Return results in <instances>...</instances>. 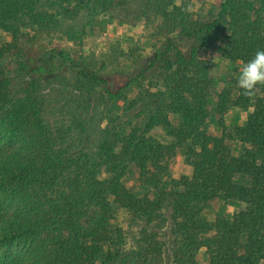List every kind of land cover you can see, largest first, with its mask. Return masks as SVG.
<instances>
[{"label": "trees", "instance_id": "trees-1", "mask_svg": "<svg viewBox=\"0 0 264 264\" xmlns=\"http://www.w3.org/2000/svg\"><path fill=\"white\" fill-rule=\"evenodd\" d=\"M113 1L97 0V4L104 9ZM67 3L44 0V6L33 8L19 0H0V31L8 39L0 42V249L18 239L51 232L45 264H199L201 249L207 264H264V86L252 95L238 89L231 105L247 113L245 122L220 128V137L207 139L206 145L205 107L215 91L218 66L198 58L223 20L228 35L222 56L229 63H245L264 50V29L259 18L251 19L250 3L221 0L209 22L185 17L172 0L142 3V16L147 6L155 4L164 22L181 18L177 25L166 26L179 27V37L167 40L155 52L147 70L169 74L166 94L176 106L172 110L184 121L180 129L185 137L196 132L200 144V152L192 144L186 150L191 176H171L169 188L155 191L151 200L136 199L123 179L130 164L143 167L146 161L158 160L159 145L146 137L153 126L175 135L169 109L159 106L142 126L132 125L131 120L139 118L134 113L136 103L128 109L134 117L127 116V129L122 125L117 129L115 119L99 128L93 154L84 150L91 125L76 124V133L58 140L62 131L55 125L61 122L55 123V114L61 109L43 104L52 91L62 89L69 99L81 101L91 100L90 89L97 87L99 96L113 106L141 78L138 74L114 89L106 77L76 64L67 50L41 43L49 32L63 34L70 42L81 41L84 32L64 29L63 19L70 12L64 7ZM84 5L90 12L95 9L88 2ZM184 39L192 42L187 55L177 44ZM63 66L74 74V83L62 77ZM29 85L41 87L29 91ZM66 113L67 126L77 123L73 109ZM226 141L236 142L241 152L234 155ZM54 190H58L55 199L47 198L45 194ZM40 195L44 202H38ZM212 201H234L241 208L208 223L201 214ZM97 208L98 212H92ZM118 209L130 216L122 227L113 223ZM16 259L0 255V264H28Z\"/></svg>", "mask_w": 264, "mask_h": 264}, {"label": "rangeland", "instance_id": "rangeland-1", "mask_svg": "<svg viewBox=\"0 0 264 264\" xmlns=\"http://www.w3.org/2000/svg\"><path fill=\"white\" fill-rule=\"evenodd\" d=\"M22 4L44 6V0H19ZM83 4L79 5V2ZM114 0L110 6L101 8L97 0H68L64 7L70 12L63 19L64 29L80 30L84 32L81 41L70 42L68 38L59 33L49 32L43 35L41 43L46 47L65 49L78 65H84L90 73L104 76L113 85L114 89L126 85L133 80L138 74L141 78L123 91L122 97L114 102L111 106L109 99L99 96L100 89H90L91 100L74 101L69 99V95L57 89L52 91L49 97L44 98V106L52 108L57 105L61 112L55 114V128L59 127L62 133L57 136L58 140H64L71 133H76L75 125H91L89 130V139L85 143L84 150L88 153H95L97 141L100 139L99 128L103 129L114 119L117 129L129 125L127 116H132L130 107L135 105L134 113L139 116L138 120L133 118L130 122L132 125L142 126L143 123L151 116L155 108L161 106L169 109L168 119L175 129L173 136H168L161 127L153 126L146 134L160 147L158 160L146 161L143 167L130 164L128 174L123 179L124 186L138 200H151L155 191L163 188H169V178L172 176L178 179L182 176L190 177L193 168L186 159L187 147L195 148L200 152V144L195 140V133L190 132V137H185L180 126L184 124L182 118L178 115L173 100L166 94V80L169 74L160 69L147 70L149 63L153 59L155 52L162 47L167 40L178 38L179 27L167 29L166 26L177 25L176 21L164 22L157 13L156 5L147 6L144 16L141 15L140 9L145 0ZM250 3L248 9L251 19L259 18L262 28L264 29V0H247ZM88 2L90 8H84ZM221 0H172V4L181 8L184 16L191 15L192 19L197 22H209L214 18L216 7ZM172 11V8H169ZM92 17V19H90ZM51 20L54 14H51ZM31 26V25H30ZM226 20L220 21L217 30L209 38V44L200 50L198 58L203 61H209L218 68L216 69L217 78L214 83L215 91L211 93L206 104L207 118L204 122L206 135L205 144L213 138L221 135L220 128L230 129L234 125H243L247 118V113L238 112L232 107L233 101L237 95V73L241 66L239 63H229L222 56L224 43L228 35ZM69 30V29H68ZM79 31V32H80ZM78 32V33H79ZM33 33L27 34L31 36ZM45 36V37H44ZM7 36L0 31V42L7 41ZM178 47L187 55L191 41L184 39L177 42ZM62 77L70 83H74V74L66 66ZM46 88V84H44ZM41 86L29 85L28 90L33 91L40 89ZM43 89V86H42ZM44 93V92H43ZM164 93V94H161ZM162 95V96H161ZM185 99L190 101L186 95ZM74 110L77 113V123L67 121L68 110ZM127 110V111H126ZM59 115V117H57ZM82 117L80 120L79 118ZM134 117V115L132 116ZM109 123V124H108ZM56 128V129H57ZM71 128V129H70ZM73 128V130H72ZM54 130V129H53ZM72 130L71 132H67ZM127 132V130H126ZM51 135V134H49ZM49 138L54 139L51 135ZM61 139V140H60ZM195 140V141H194ZM234 155L241 152V147L234 141H226ZM68 149H72L71 146ZM236 182H242L236 179ZM47 198L55 199L58 190L45 194ZM35 196H30V202ZM38 202H44V196H38ZM29 202V203H30ZM241 204L234 201L226 203L212 201L203 209L201 217L208 223H213L219 217H227L237 212ZM98 208L92 212H98ZM113 223L119 226H125L130 216L122 209L113 213ZM51 232H43L37 235H31L24 239H18L9 244L8 248L0 249V255L13 256L28 264H45L50 254ZM197 259L199 264H207L205 250L198 251Z\"/></svg>", "mask_w": 264, "mask_h": 264}, {"label": "clouds", "instance_id": "clouds-1", "mask_svg": "<svg viewBox=\"0 0 264 264\" xmlns=\"http://www.w3.org/2000/svg\"><path fill=\"white\" fill-rule=\"evenodd\" d=\"M237 86L244 95H252L258 86H264V50L242 63L237 73Z\"/></svg>", "mask_w": 264, "mask_h": 264}]
</instances>
